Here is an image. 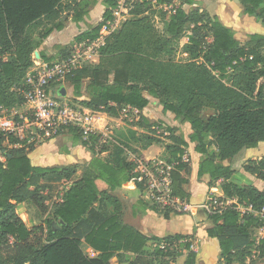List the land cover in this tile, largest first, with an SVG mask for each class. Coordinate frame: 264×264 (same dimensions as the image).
<instances>
[{
	"label": "trees",
	"instance_id": "obj_1",
	"mask_svg": "<svg viewBox=\"0 0 264 264\" xmlns=\"http://www.w3.org/2000/svg\"><path fill=\"white\" fill-rule=\"evenodd\" d=\"M242 13L254 17L264 27V0H239ZM98 0H0V108H19L23 98L18 90L26 88L25 77L33 66V53L52 29L36 41L30 28L43 21H55L67 10L74 22L88 16ZM102 20L75 42L97 39L105 21L111 20L120 4L126 18L106 38L98 63H85L65 79L80 95L83 80L89 100L75 102L79 107L110 116L121 110L141 112L155 100L163 113H171L180 124H189L188 140L177 129L156 130L143 118L132 125L149 129L137 134L127 128L117 132L108 157L103 146L99 154L83 167L39 168L31 165L27 152L34 147H15L17 140L0 133V245H10L13 254L0 264H111L118 253H128L127 264H170L184 256L183 264H198L193 240L178 234L148 237L121 219V207L109 192L135 181L131 154L164 143V161L176 163L172 173V195L188 199L183 187V161L189 143L200 155L197 178H209V186L219 182L222 199L250 205L254 211L264 208V192L252 185L234 182L237 171L226 162L243 149L264 143V35L251 34L241 44L235 32L211 15L196 0H103ZM158 19L163 30L155 24ZM59 31L61 26H56ZM185 42L180 45L181 41ZM74 104V103H73ZM158 128V129H159ZM78 137H82L75 132ZM83 140V139H82ZM96 137L88 141L96 146ZM84 141V140H83ZM87 142V141H84ZM4 145L10 146L7 149ZM93 149V148H92ZM244 173L264 182V156L249 160ZM68 186L52 204L50 217L44 220L45 241L31 243L32 231L16 214L21 203L45 210L49 177ZM243 176L239 175V179ZM107 203L113 213L104 214L94 206ZM152 208L160 209L155 206ZM160 213L166 220L183 214L167 209ZM207 237L219 247L217 264H246L256 254L264 259V238L257 243L252 232L262 222L253 215L241 216L234 206L219 214H206ZM11 242V243H10ZM177 248H160L161 243ZM86 245L96 256L88 257Z\"/></svg>",
	"mask_w": 264,
	"mask_h": 264
},
{
	"label": "crops",
	"instance_id": "obj_2",
	"mask_svg": "<svg viewBox=\"0 0 264 264\" xmlns=\"http://www.w3.org/2000/svg\"><path fill=\"white\" fill-rule=\"evenodd\" d=\"M103 0H98V3L89 10L88 16L84 17L79 22H74L72 19L73 13L70 10L62 13L59 19L55 21H43L38 25L33 26L28 31L29 36L33 41H36L40 35L44 33L47 29H52L50 35L42 40V43L35 49L33 56L43 62L53 63L58 62L61 59L68 56L73 47L77 45L74 41L75 38L85 32L89 31L102 20V16L105 12V7L102 4ZM198 1L204 9H206L207 3L205 0ZM215 1V7L210 13L216 16L226 27L232 29L235 32V38L244 44L248 41V36L251 34H261L264 35V27L258 22L254 17L244 15L242 13V7L239 0H211ZM61 26V29L57 31L56 26ZM89 79L83 80V86L79 90L80 95H76L77 90L69 82L64 79L58 83L51 85V92L55 97L61 99H67L71 95L72 102L89 100L90 96L87 93L86 85ZM151 100L150 104L143 109L141 112L133 111L139 114L135 119V123L139 118H143L146 124H153L154 122L161 124L163 127H170L177 129V134L182 133L186 140L191 134V129L189 124H180L175 116L171 113H163L161 106H156L157 102ZM129 110H123V116L119 114L118 116H110L101 113V125L107 124L109 128L113 131V140L117 135V132H123L127 128H132L137 132V134L145 133L144 128L128 126V124L123 121V118H128L127 113ZM132 112V111H130ZM122 114V113H121ZM130 123L133 120H128ZM112 123H116L115 126ZM115 136V137H114ZM167 142V141H166ZM89 142H84L76 133L71 132L69 129L64 130L56 138L45 142L41 145L34 147L30 152H27V157L29 158L31 165L39 168H70L73 166H78L80 170L86 166L95 154L100 152L97 150L96 146L91 147ZM164 143L152 145L147 150H137L136 154H131L132 157L150 160V159H162L165 157ZM93 148V149H92ZM255 149V151L249 150L245 155H251V160H259L264 156V144L260 143ZM111 153V147L107 148L106 152L99 154L100 157H108ZM261 153H263L261 155ZM186 162H187V172L182 171L181 177L183 179V187L188 194V200H191L192 205H198L204 199V196L209 193H213V190L220 197L223 196L219 182H217L216 187L213 184L209 186L208 176L202 179L197 178V170L200 155L194 151V144L189 143L186 151ZM248 160V159H247ZM247 164V163H246ZM243 166L245 164H242ZM237 170V167H233ZM242 173H244L242 171ZM243 184H249L257 188L259 191L264 192V182L251 176L247 173L242 174ZM188 181V183H187ZM63 186H68V183L62 180ZM212 190V192H211ZM214 192V193H215ZM62 194V192H61ZM60 194V196H61ZM109 194L116 198L121 207V219L125 225L131 226L141 234L148 237H164L167 234H178L189 237V240H193L192 249L197 253V263L198 264H217L219 260V247H217V240L210 239L207 237L206 229L209 227V222L206 217V221L199 223L198 216H196L197 209L193 208L191 213L178 216L172 220H166L160 212L152 208L148 202L145 194L141 192L134 181L128 182L122 185L121 188L115 191L109 192ZM95 210L104 213V208L107 210V214L113 213V208L107 203H100L94 206ZM217 243V244H216ZM197 245V247H195ZM212 249V254L210 251ZM87 251L91 252L96 256V253L83 245ZM184 256L180 257L182 259L181 264L185 260ZM125 255L129 259L128 253H118L111 260V264H114V260L120 256ZM264 260V259H263ZM121 264H127L126 262ZM254 264V263H253ZM255 264H264L255 263Z\"/></svg>",
	"mask_w": 264,
	"mask_h": 264
},
{
	"label": "built area",
	"instance_id": "obj_3",
	"mask_svg": "<svg viewBox=\"0 0 264 264\" xmlns=\"http://www.w3.org/2000/svg\"><path fill=\"white\" fill-rule=\"evenodd\" d=\"M123 5L114 10L111 20L105 21L97 39L82 42L73 47L65 58L58 62H43L33 55V66L25 77L26 88L18 90L23 98L19 108H0V133L17 140L15 147H36L59 136L64 130L74 129L84 141L96 137V148L114 143L112 128L101 125V113L93 112L55 97L51 85L63 81L75 71L81 70L85 63H98L100 50L106 38L113 34L122 22ZM162 131V130H161ZM156 128V134H160ZM135 164V181L144 188V194L150 203L160 209L179 214H188L193 208H201L206 214H219L234 206L241 216L253 215L264 224V208L254 211L250 205L238 204L236 200L222 199L214 192L201 205L180 200L172 195V173L177 166L162 159H131ZM183 161L186 162L185 156ZM260 240L264 238V225L259 229ZM180 242L172 245L161 243L160 248H177Z\"/></svg>",
	"mask_w": 264,
	"mask_h": 264
},
{
	"label": "rangeland",
	"instance_id": "obj_4",
	"mask_svg": "<svg viewBox=\"0 0 264 264\" xmlns=\"http://www.w3.org/2000/svg\"><path fill=\"white\" fill-rule=\"evenodd\" d=\"M205 2L207 3L206 9L210 13H212L211 11L215 7L216 2L211 1V0H205ZM121 13H122V19L121 20L123 21L124 18H126V15H125L126 10L121 12ZM155 24L159 28V30L164 29V25L161 24L158 19H155ZM184 42H185V40L181 41L180 45H182ZM64 100L71 103L72 102L71 95L67 99H64ZM156 106H158V104H156ZM128 112H129V113H127L128 118H123V121H125L128 124V126H132L133 124H135V119L137 118V116H139V114L137 115V113H134L133 111L132 112L128 111ZM123 113H124L123 110H121V112L119 113L121 115V117L123 116ZM130 119L133 120L132 123H130L128 121ZM115 124L116 123H112L113 126H115ZM151 127L154 130H156V128L157 129L159 128L158 123H156V122L151 124ZM159 130H160V132H162L161 128H159ZM144 131H145V133H147L149 131V129H145ZM4 146L7 149H10V146H7V145H4ZM106 147L107 148L112 147V143L106 145ZM249 150L255 151V149H243L239 154L236 155V157L232 161L226 162V164H230L232 167L235 166L238 168L236 170L237 175L235 176V178H233L234 182H239V180H240L241 183H243V181H245V179H243V178L239 179V175L244 174V173H242V171H243L242 170V167H243L242 164H246L249 160H251L250 158L253 157L251 155H247V154L245 155V153L248 152ZM262 154L263 153H261V155ZM161 158L163 161L165 160L163 157H161ZM4 161H5V159L0 154V162H4ZM55 177H56L55 175H52L49 177L50 180H49V182H47V186L49 189L43 193V196H45L47 198V201L45 203V210H40L37 207H35V206H33L27 202L21 203L16 208V214L18 215V217L22 220V222L26 225V227L32 231V235H31V239H30L31 243L39 244V243H43L45 241V223H44V220L47 219L48 217H50L49 213H50L52 204L59 199L60 194H61L62 189H63V184H64V183H62V181H56L54 179ZM187 183H188V181H187ZM216 184L214 185L215 187H216ZM211 192H212V190H211ZM213 192H215V191L213 190ZM215 194H216V192H215ZM208 197H209V193H207L204 196V199L198 205L203 204L207 200ZM190 201L191 200H188L189 203H190ZM197 210L198 211L196 213V216H198V218H199L198 222L202 223V222L206 221V212L204 210H202L201 208H198ZM103 211H104V214H107V210L105 208ZM156 211L161 212L162 210L156 209ZM262 225H264V224L260 223V227ZM260 227L254 229L252 232L253 239L255 240L256 243L260 240V235L258 234ZM195 247H197V245ZM217 247H218V244H217ZM82 249H83V252L88 257H90V258L95 257V255H93L94 253L92 254L91 252L87 251L85 248H82ZM206 249H207V251L211 252L210 254H212V249L208 250L209 247H207ZM13 251L14 250H13L11 244L10 245H5V244L0 245V255L4 258L12 255ZM128 261H129V259L125 255L124 256L120 255L114 260V264H121L124 262L128 263ZM181 262H182V259L178 258L175 262H172L170 264H181ZM260 262L263 263L264 260L258 258V255L256 254L255 256L252 257V262L250 263V261H246V264H253V263L255 264V263H260Z\"/></svg>",
	"mask_w": 264,
	"mask_h": 264
}]
</instances>
